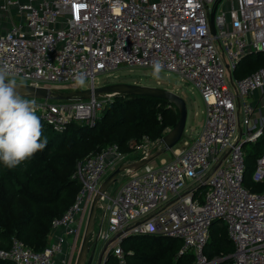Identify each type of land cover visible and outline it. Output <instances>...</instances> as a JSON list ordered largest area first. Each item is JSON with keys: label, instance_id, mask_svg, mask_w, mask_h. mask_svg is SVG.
Instances as JSON below:
<instances>
[{"label": "built area", "instance_id": "built-area-1", "mask_svg": "<svg viewBox=\"0 0 264 264\" xmlns=\"http://www.w3.org/2000/svg\"><path fill=\"white\" fill-rule=\"evenodd\" d=\"M226 1V4H224ZM215 13L216 35L210 28ZM264 54V0H0V67L17 81L56 89L91 84L121 67L153 68L192 83L206 105V122L194 139L183 138L172 158L146 163L117 194L99 200V242L106 257L129 264L124 239L157 234L179 239L178 256L190 264H214L206 245L215 223H224L234 244L231 264H264V191L245 185L246 143L264 133L253 95L264 97V65L238 78L243 58ZM230 82L228 81V75ZM89 99L35 101L40 120L57 131L73 122L94 125L114 94ZM260 98V99H261ZM161 139L144 136L140 158L156 155ZM178 145V144H177ZM129 154L110 144L77 165L81 183L74 202L52 221L48 244L35 250L14 237L0 258L16 264H76L93 199L104 180ZM254 182H264V152Z\"/></svg>", "mask_w": 264, "mask_h": 264}, {"label": "trees", "instance_id": "trees-1", "mask_svg": "<svg viewBox=\"0 0 264 264\" xmlns=\"http://www.w3.org/2000/svg\"><path fill=\"white\" fill-rule=\"evenodd\" d=\"M263 65L264 54H252L242 59L234 74L242 78ZM170 105L155 97L116 94L95 125L73 122L64 131H57L41 121V140L47 139L46 147L13 168L0 162V248H9L13 238L18 237L35 250L43 249L53 219L68 209L81 188L75 176L78 163L110 144H118L129 153L132 139L137 144L144 136L161 139L165 129L174 127L180 116L179 110ZM159 113L163 119H159ZM253 145L257 150L246 151L245 185L261 192L264 182H254L247 175L250 158L257 159L264 152V133ZM181 245L179 239L157 234L134 235L123 241L129 264L192 263V256L177 257ZM233 251L226 225L215 223L206 245L209 259L227 257ZM0 264L16 263L0 258ZM105 264H118L117 258L110 255ZM218 264H231V259Z\"/></svg>", "mask_w": 264, "mask_h": 264}, {"label": "water", "instance_id": "water-1", "mask_svg": "<svg viewBox=\"0 0 264 264\" xmlns=\"http://www.w3.org/2000/svg\"><path fill=\"white\" fill-rule=\"evenodd\" d=\"M217 6L218 3L215 5L213 11L210 14V28L213 35H216L214 18ZM17 84L19 85L17 88V93L20 96L29 98L70 100L76 98L89 99L93 95L99 96L102 94H127L163 99L168 101L171 104L170 106L174 105L179 110V119L175 126L161 139V146L158 153L153 157H149L147 159L120 165L104 180L102 187L99 189L93 199L84 229L82 245L76 264H96V262L97 264H105L107 260V246L103 248L98 257L99 233L98 231H96L100 198L117 181L118 176L121 173L129 169H139L143 167L146 163H149L150 160H152L159 154L172 150L183 139L188 118L187 103L180 95L171 90L133 83H115L97 87L94 89H79L72 91H58L57 89H50L49 87H34L19 81H17Z\"/></svg>", "mask_w": 264, "mask_h": 264}, {"label": "rangeland", "instance_id": "rangeland-1", "mask_svg": "<svg viewBox=\"0 0 264 264\" xmlns=\"http://www.w3.org/2000/svg\"><path fill=\"white\" fill-rule=\"evenodd\" d=\"M224 4H226V1H224ZM227 76H228V81L230 82L229 74ZM115 83H133V84L160 87V88L171 90L177 93L178 95H180L186 101L187 108H188L186 131L183 136V138L185 139L194 138L197 134H199V132L202 130V128L205 125L206 105L204 103L201 93L198 91L197 88H195V86L192 83L182 81L180 76L174 72H169V71H165L161 69L158 75H154V69H150V68L121 67L120 69L116 71L100 74L96 78V85L99 87L110 85V84H115ZM90 84L91 83L89 81L83 80L81 83H71L68 85L58 84L56 85L57 87L56 89L58 91H72V90H79V89L85 90L88 88ZM100 98H104L106 100L108 97L105 95H101ZM113 98H114V95L112 96V99ZM104 111L106 110L103 109L99 113V118L103 116ZM257 115L258 113L256 114V117ZM163 117H164L163 114L159 113V119L160 118L163 119ZM172 128L173 127H168V129L170 130ZM183 140L184 139H182L176 146L181 147ZM129 143H131V149L129 151H135L136 141L131 140L129 141ZM253 144L254 143H246L244 145L245 151L254 152L255 150H257V148H255ZM135 153H138V152H135ZM141 155L142 153L133 154L131 152V155L129 154L128 156L127 163H131L135 161V159ZM172 155H173L172 150L163 152L159 154L158 156L154 157L152 160H150V163L151 165H160L163 162H167L171 160ZM255 163H256L255 157L250 158V161H249L250 169L248 171L247 176L250 177L251 180H252V175L255 169ZM138 170L139 169H137V171ZM131 174L132 172L125 171L118 176L117 181L107 191L110 194V196H114L117 194L120 187L123 185V183L128 179V177ZM246 187L248 186L246 185ZM99 216H100V211L98 212V215H97V221L99 219ZM100 245L101 243L99 242L98 249L100 248ZM220 257H223V258H220ZM213 259L218 264V263L224 262V260L227 259V257L223 255H220V256L218 255V256H215Z\"/></svg>", "mask_w": 264, "mask_h": 264}, {"label": "clouds", "instance_id": "clouds-1", "mask_svg": "<svg viewBox=\"0 0 264 264\" xmlns=\"http://www.w3.org/2000/svg\"><path fill=\"white\" fill-rule=\"evenodd\" d=\"M154 75L162 65L154 62ZM17 80L7 65L0 67V162L13 168L46 147L38 105L17 93Z\"/></svg>", "mask_w": 264, "mask_h": 264}, {"label": "crops", "instance_id": "crops-1", "mask_svg": "<svg viewBox=\"0 0 264 264\" xmlns=\"http://www.w3.org/2000/svg\"><path fill=\"white\" fill-rule=\"evenodd\" d=\"M261 91H257L254 95H253V100H255L256 101V103L258 104V115H257V118H260V117H263L264 116V97L263 98H261ZM205 114H206V112H205ZM206 118V117H205ZM205 122H206V120H205ZM170 131V129H168V128H166L165 129V135L168 133ZM164 135V136H165ZM197 136V135H196ZM195 136V137H196ZM194 137V138H195ZM163 138V137H162ZM161 138V139H162ZM194 138H191V139H194ZM160 139V138H159ZM131 141V140H130ZM132 141H136V140H134V139H132ZM129 146H130V149H131V143H129ZM131 152L133 153V154H140L141 153V151H139L138 150V148H137V141H136V146H135V151H129V153L128 154H130L131 155ZM135 152H138V153H135ZM141 156H138V158H140ZM138 158H136V159H138ZM99 227H100V216H99V219H98V221H97V227H96V231H99ZM49 238H50V235H49ZM103 248H104V244L103 243H101V245H100V248L98 249V257H99V255H100V253H101V251L103 250ZM115 257V256H114ZM109 257H107V259H108ZM227 258H230V255H228L227 256ZM98 259V258H97ZM96 264H97V262H96Z\"/></svg>", "mask_w": 264, "mask_h": 264}]
</instances>
